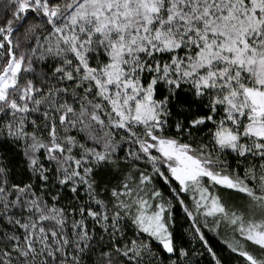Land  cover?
I'll return each mask as SVG.
<instances>
[{
	"label": "snow or ice",
	"instance_id": "1",
	"mask_svg": "<svg viewBox=\"0 0 264 264\" xmlns=\"http://www.w3.org/2000/svg\"><path fill=\"white\" fill-rule=\"evenodd\" d=\"M0 264H264V0H0Z\"/></svg>",
	"mask_w": 264,
	"mask_h": 264
}]
</instances>
